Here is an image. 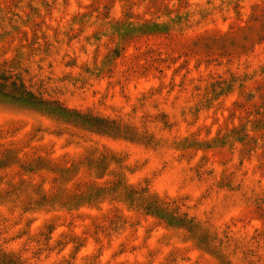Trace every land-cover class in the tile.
I'll return each mask as SVG.
<instances>
[{
    "label": "rangeland",
    "instance_id": "obj_1",
    "mask_svg": "<svg viewBox=\"0 0 264 264\" xmlns=\"http://www.w3.org/2000/svg\"><path fill=\"white\" fill-rule=\"evenodd\" d=\"M0 264H264V0H0Z\"/></svg>",
    "mask_w": 264,
    "mask_h": 264
}]
</instances>
